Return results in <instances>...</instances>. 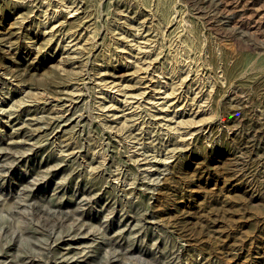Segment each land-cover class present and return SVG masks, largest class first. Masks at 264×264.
<instances>
[{"label": "rangeland", "instance_id": "obj_1", "mask_svg": "<svg viewBox=\"0 0 264 264\" xmlns=\"http://www.w3.org/2000/svg\"><path fill=\"white\" fill-rule=\"evenodd\" d=\"M4 147L8 264H264V0H0Z\"/></svg>", "mask_w": 264, "mask_h": 264}, {"label": "bare ground", "instance_id": "obj_2", "mask_svg": "<svg viewBox=\"0 0 264 264\" xmlns=\"http://www.w3.org/2000/svg\"><path fill=\"white\" fill-rule=\"evenodd\" d=\"M28 149L32 150V147L31 148L28 147ZM24 153H25V150L24 151H15V152H12L13 155L11 157L6 158L9 155V151L6 148L5 149L0 148V162H2V163H0L1 164V166H0V168H1L0 169V174H2V172H4V171L10 170L12 168V166H13V163L15 161L20 160V158L22 159L23 155H26V153L25 154ZM49 172H50V170H47L46 172L42 173L40 178H44L45 176L47 177ZM38 180H39V178L34 177V179H33L34 184H36ZM88 198L90 199V196ZM88 198L83 197L82 199H88ZM0 204H1V202H0ZM17 207H19V205H17ZM32 207H34V206H32ZM32 210L35 213H38L39 208H34ZM41 210H42V208H41ZM13 211L14 212H19L18 209L17 210H13ZM51 211L52 212H50L49 210L48 211L47 210H43V212H45L47 215H48V213L50 215H54L55 214L54 211L53 210H51ZM59 217H60V219H59ZM48 219H49V217H48ZM55 219H57L56 225L63 230V234H60L58 232L55 233V232H51V231L49 233L47 232V235H48L49 240H50V243L48 245L49 252L52 251L54 254H56V253H60L61 254V258L59 260H54L53 261L55 264H73V262L76 261L75 260L76 259L75 258L76 255H72V254L70 255V253H69L70 247H74L72 249H77V251H75L76 253H78L81 249H79L78 245H73L72 243H76V239L77 238L79 239V238H82V237H88V235H90L89 234L90 231L88 229H86V227L83 226L84 221L82 219H79L78 217H74L73 216V211L72 212L66 211L65 215L58 214V218H55ZM44 222H45V220H44ZM1 230L5 231L6 228L5 229L3 228ZM27 241H28V243L30 245L31 244L30 240L27 239ZM62 245H67L68 246L67 249H64V251H62L63 250L62 249L63 248ZM24 252H25V255L27 257V260L25 261V264H32V263L36 262V257L32 256L26 250H24ZM7 257L8 256L6 255V253H4V251L0 250V263L1 262H6L4 264H8L10 262V260H6ZM37 260L39 261V259H37ZM51 261L52 260L51 259L49 260V258L46 256V258H45V260H44V262L42 264H49Z\"/></svg>", "mask_w": 264, "mask_h": 264}]
</instances>
